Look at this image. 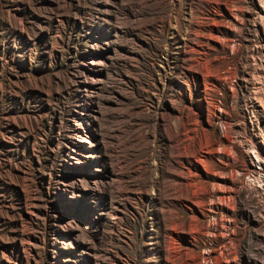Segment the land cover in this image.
<instances>
[{
	"label": "rangeland",
	"instance_id": "374dc122",
	"mask_svg": "<svg viewBox=\"0 0 264 264\" xmlns=\"http://www.w3.org/2000/svg\"><path fill=\"white\" fill-rule=\"evenodd\" d=\"M0 264H264V0H0Z\"/></svg>",
	"mask_w": 264,
	"mask_h": 264
}]
</instances>
